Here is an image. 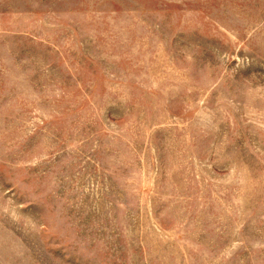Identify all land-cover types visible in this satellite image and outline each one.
Wrapping results in <instances>:
<instances>
[{
	"label": "rangeland",
	"instance_id": "374dc122",
	"mask_svg": "<svg viewBox=\"0 0 264 264\" xmlns=\"http://www.w3.org/2000/svg\"><path fill=\"white\" fill-rule=\"evenodd\" d=\"M0 264H264V0H0Z\"/></svg>",
	"mask_w": 264,
	"mask_h": 264
}]
</instances>
